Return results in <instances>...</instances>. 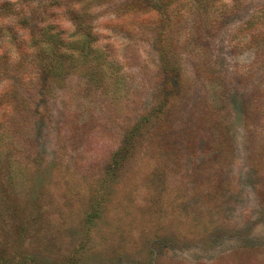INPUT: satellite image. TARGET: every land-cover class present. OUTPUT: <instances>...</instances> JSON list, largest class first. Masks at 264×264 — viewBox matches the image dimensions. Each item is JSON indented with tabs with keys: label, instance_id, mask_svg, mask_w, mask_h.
Returning <instances> with one entry per match:
<instances>
[{
	"label": "rangeland",
	"instance_id": "obj_1",
	"mask_svg": "<svg viewBox=\"0 0 264 264\" xmlns=\"http://www.w3.org/2000/svg\"><path fill=\"white\" fill-rule=\"evenodd\" d=\"M134 1L0 0V264H264V0L173 13L178 75Z\"/></svg>",
	"mask_w": 264,
	"mask_h": 264
},
{
	"label": "trees",
	"instance_id": "obj_2",
	"mask_svg": "<svg viewBox=\"0 0 264 264\" xmlns=\"http://www.w3.org/2000/svg\"><path fill=\"white\" fill-rule=\"evenodd\" d=\"M135 2L136 1L134 0H130V3L126 5V9L124 13L133 12V8L138 9L140 5H137V3ZM201 2L202 0H149L148 4H151L150 5L151 11H155L157 14L156 29L158 33L155 38V41L157 39L156 49L158 53L160 54V56L162 57V59L164 60L163 64L169 67L168 71L171 70L170 73L172 75L174 74L178 75L179 73V69L178 67H176V63H177L179 52H180V46L178 44V40L174 37L173 34L180 32L181 30L179 28L183 27L181 22L172 21V14L176 13L178 18L184 17L183 8L185 6V3L186 4L191 3L188 5H190V7L192 5L191 10H193V15L196 16L197 14L196 9L202 5ZM2 6H6V4ZM257 8L258 10H256V12L250 17V20L248 22L249 24L254 23V21H256L257 19H260L258 16L264 11V4H262V6L261 5L257 6ZM122 10L123 9H121V11ZM185 15H187V10L185 12ZM171 23H176V24L180 23L182 27H180V25H171ZM171 31H173L174 33ZM52 41L58 43L59 37H52ZM165 43H168V45H166ZM58 62L59 61L57 60L56 64L49 65V71H50V75L52 76L51 77L52 79L56 78L58 74L57 72L60 70L59 69L60 64ZM36 64L37 65L41 64V61L39 60L36 61ZM46 74L48 73L46 72ZM46 94L47 92L46 90H44L39 96L40 98L44 99L46 97ZM153 97L155 100H156V97L160 98L159 93H156L155 96ZM41 110L42 108H40V111ZM132 141L133 140L131 136H125L124 143L122 144V147H121V150L123 153H127L131 151V149L133 148Z\"/></svg>",
	"mask_w": 264,
	"mask_h": 264
}]
</instances>
